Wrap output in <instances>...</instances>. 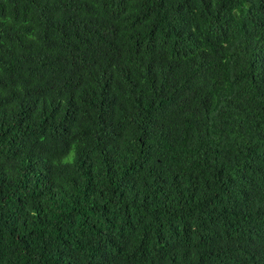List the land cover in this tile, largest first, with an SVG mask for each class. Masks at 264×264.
I'll return each mask as SVG.
<instances>
[{
	"label": "trees",
	"instance_id": "16d2710c",
	"mask_svg": "<svg viewBox=\"0 0 264 264\" xmlns=\"http://www.w3.org/2000/svg\"><path fill=\"white\" fill-rule=\"evenodd\" d=\"M0 264H264V0H0Z\"/></svg>",
	"mask_w": 264,
	"mask_h": 264
}]
</instances>
